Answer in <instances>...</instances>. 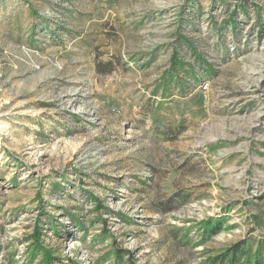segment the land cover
Here are the masks:
<instances>
[{
  "label": "rangeland",
  "instance_id": "374dc122",
  "mask_svg": "<svg viewBox=\"0 0 264 264\" xmlns=\"http://www.w3.org/2000/svg\"><path fill=\"white\" fill-rule=\"evenodd\" d=\"M243 241L264 264V0H0V264Z\"/></svg>",
  "mask_w": 264,
  "mask_h": 264
},
{
  "label": "trees",
  "instance_id": "16d2710c",
  "mask_svg": "<svg viewBox=\"0 0 264 264\" xmlns=\"http://www.w3.org/2000/svg\"><path fill=\"white\" fill-rule=\"evenodd\" d=\"M99 70H100V67H99ZM211 227H213L211 226V222L207 221L205 223L206 230H210ZM259 251L260 250L254 253L253 248L250 247L248 243H245V241H243L242 243L232 246V248L228 249L227 252H224L218 255L214 259H217L220 264H225V263L227 264H248V262H251V260H253L255 264H258L260 263V255H261ZM50 259L51 258L48 256L45 264H52Z\"/></svg>",
  "mask_w": 264,
  "mask_h": 264
}]
</instances>
